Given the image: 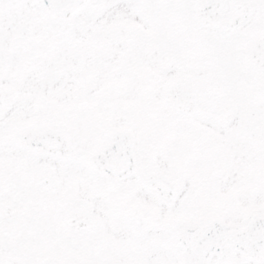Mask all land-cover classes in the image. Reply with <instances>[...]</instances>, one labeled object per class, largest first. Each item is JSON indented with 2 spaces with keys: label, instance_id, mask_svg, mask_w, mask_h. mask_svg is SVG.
Segmentation results:
<instances>
[{
  "label": "snow or ice",
  "instance_id": "1",
  "mask_svg": "<svg viewBox=\"0 0 264 264\" xmlns=\"http://www.w3.org/2000/svg\"><path fill=\"white\" fill-rule=\"evenodd\" d=\"M0 264H264V0H0Z\"/></svg>",
  "mask_w": 264,
  "mask_h": 264
}]
</instances>
